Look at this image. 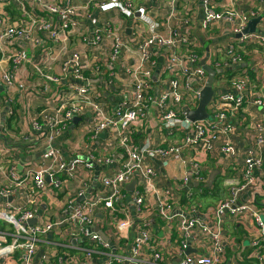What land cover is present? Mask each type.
Instances as JSON below:
<instances>
[{"label":"built area","instance_id":"2783aa9c","mask_svg":"<svg viewBox=\"0 0 264 264\" xmlns=\"http://www.w3.org/2000/svg\"><path fill=\"white\" fill-rule=\"evenodd\" d=\"M8 1L18 5L24 4V0ZM33 1L40 3L48 13L59 17L60 24L54 26L50 21L37 19V16L32 14L28 24H4L0 31L1 43H7L12 38L35 40L38 43V32L42 31H51L50 35L57 38L61 30L68 29L69 26L73 29L78 25L73 21L74 16L80 13L83 17L90 18L89 4L76 6L72 4V0ZM112 1L116 2L122 11L136 17V5L133 0ZM216 2L217 0H201L202 15L198 21L197 0L192 4L189 0H169L168 14L159 28L138 42L118 37L112 20H104L88 31L83 40L90 47L101 46L105 34L112 37L107 53L109 64H113L115 70L111 72L106 83L116 91L130 93L126 99H121L113 106L109 105L105 95L86 77L87 71H84L80 52L74 51L65 57L61 69L66 71L69 67L72 68L78 83L72 89L82 99L67 108H58L48 117L46 131H42L43 126L40 123L33 122L34 128L41 131L38 139L41 138L45 142L40 144L45 148L41 164L35 169L21 173L14 159L7 156L5 149L0 147V264H5L4 260L10 258L17 264H34L40 245L46 244L54 248L56 243L49 234L60 233L61 230L66 232L67 244H77L80 239L102 242L105 248L110 249L106 253L108 259L104 264H161L163 254L155 245L157 231L169 233L174 237L170 238L172 246L176 247L180 255L177 264H240L239 255L243 251H236L231 258L225 256L223 225L226 216L239 218L243 214L254 217L256 222V228H253L249 235L251 252L246 258L252 264H264V213L252 204L240 201L243 191L264 183L263 123L256 124L257 147L246 151L243 164L237 169L238 175L228 181L229 195L215 207L214 221L209 222L206 217H202L201 205L192 200L193 186L197 184L195 186H198L199 193H202L206 185L204 167L196 155L189 154L193 152L195 145L205 144L207 148H211L217 140L223 138V152L231 159L237 157V151L228 136L235 130L234 116L248 101L251 91V82L243 67H240L244 62L241 48L252 44L264 45V14L257 10L244 12L236 6L226 12H218L213 7ZM261 15V27L258 28V23L256 31L244 33L249 21ZM178 21H181L185 29L198 25L205 31L221 21L232 24L233 39L214 48L219 56H214L210 63L216 71L213 81L215 93L207 106L208 117L202 120H191L188 111L197 107L201 89L208 79L199 53H206L203 42L206 37L201 38V44H198L190 38L188 32L179 33L181 26L179 23L177 25ZM201 33L205 35L204 32ZM211 42L206 44L209 43V57ZM152 48L167 52L168 74L161 75V72H157L158 61ZM9 59L12 69L4 70L1 79L7 88L17 83L15 69L22 65L25 53L16 50L9 55ZM99 69L100 64H94L91 68L96 73ZM231 71L236 74L227 77V74H232ZM117 75H127L129 81L117 84ZM155 76L158 78L155 79ZM58 78L60 77L49 76V79L54 81H59ZM228 83L232 88L230 91L223 89L224 84ZM19 86L23 87L22 84ZM250 101L254 106L264 107V94L253 97ZM151 109L158 115L160 128L167 138L160 145H135L134 135L141 129V120L147 118ZM86 112L91 117L87 126L89 133L97 136L108 132L112 136L111 140L124 149L120 167L112 172L109 168L114 161L113 154H78L69 162L63 157L61 150L53 145L55 138L63 134L68 123ZM1 116L0 108V128H5L1 123ZM33 151L39 152L41 148L35 146ZM184 154L188 157H184ZM155 160L163 167H167L174 160L181 162L185 173L178 192L174 193L172 188L166 185L165 179L155 167ZM77 168L85 172L94 171L95 181L99 180L103 170L101 186L105 191H95V194L89 192L85 182L79 185L73 197L67 196L60 216L40 220L37 211L40 203L45 201L46 188L50 185L52 192L59 195L66 193L64 173L74 177ZM134 180L136 182L133 189L126 191V185ZM128 194L137 212L143 214L157 211L158 215L155 221L149 217L144 218L131 237L129 230L135 223L125 203ZM151 195L156 197L155 208L149 203ZM102 202H107L113 210L118 209L125 215L117 222H108V227L123 234L120 250L116 245L105 241L94 228L96 213ZM36 219L37 221L32 223ZM155 223L157 229H154ZM200 245L209 246L212 253H188ZM147 250H150L152 255L150 260L143 256ZM93 252L92 248L85 252L84 263ZM244 255L246 256V252ZM41 264L48 263H45L43 258Z\"/></svg>","mask_w":264,"mask_h":264},{"label":"crops","instance_id":"0c3cea01","mask_svg":"<svg viewBox=\"0 0 264 264\" xmlns=\"http://www.w3.org/2000/svg\"><path fill=\"white\" fill-rule=\"evenodd\" d=\"M195 0H189L192 4ZM136 5V17L130 13L122 11L116 2L112 0H72V4L76 6L89 4L90 18L83 17L80 13L73 17V21L78 24L73 29L69 26L68 29L61 30L58 37L51 36L48 31L38 32L40 41L24 40L12 38L7 43L0 42V108L2 111L1 123L5 128H0V147L5 149L7 156L14 159L19 171L25 172L30 169H35L41 164V158L45 151L44 140L38 139L41 131L34 128L33 122L37 121L43 128L42 131L48 129L47 119L54 114L58 108L63 106L67 108L72 104L79 102L82 99L73 91L72 87L78 85L77 79L71 67L66 71H62L61 63L65 57L74 51H79L81 60L84 64L86 77L89 78L94 86L101 94H104L109 105L117 104L121 99H126L129 92H119L109 87L106 80L110 77L111 72L115 70L113 64H109L107 47L112 41L109 34H105L101 46L90 47L84 40L85 35L94 26L101 24L104 20H112L115 27V32L118 37L129 40L130 42H138L143 37L155 32L161 25V22L166 18L169 11V0H133ZM233 6H236L241 11L257 10L264 14V0H217L213 7L218 12H226ZM202 4L201 0H197L196 18L199 21L202 13H200ZM32 14L37 16V19L50 21L52 25L60 24L61 19L48 13L40 5L33 0H24L23 5L15 4L8 0H0V31L4 24H28ZM180 24L179 33H187L193 41L201 44L200 39L206 37L203 41L205 46L207 42H211V54L207 63L210 65L212 58L217 56L215 46L225 44L233 39L232 24L228 22H219L210 30H201L200 27L192 26L185 29ZM261 23L258 24V28ZM37 30V27L35 26ZM185 29V30H184ZM201 32H204L202 34ZM216 40V41H215ZM241 47V44L238 45ZM16 50L25 53V60L22 65L15 69L17 83L10 87H6L2 79L4 70L12 69V62L9 59ZM154 56L158 61L157 72L161 75L168 74L167 52L165 50H156L152 48ZM200 50V49H199ZM244 54L243 70L248 76L250 92L248 101L244 103L243 108L234 116L235 130L228 136L230 143L237 151L236 159H231L223 152L225 139L217 140L213 147L207 148L205 144H198L193 147L191 156H197L204 167L207 181L211 174L214 173V180L210 191L199 193L198 186L195 184L192 188L194 193L193 199L201 205V216L206 217L209 222L214 221V209L217 204L228 197L229 184L228 181L238 175L237 169H240L243 164V158L249 148L257 147V123L264 124V107L254 106L250 99L253 97L262 96L264 94V45L252 44L241 48ZM202 58L206 53L199 52ZM100 59L102 61H100ZM202 60V59H201ZM125 64L127 61L124 60ZM94 64H100V69L96 73L91 68ZM237 70V68H232ZM227 74L231 77L236 74ZM49 76H59V81L49 79ZM117 84H125L129 81L127 75H117ZM158 77L156 76V79ZM227 83V80L224 81ZM22 84L23 87L19 86ZM230 83L224 84L223 89L230 91L232 88ZM76 118V120H75ZM72 122L68 123L66 129L61 136H57L53 142L54 147L59 148L63 157L71 162L78 154H88L90 152H102L104 154H113L114 161L110 166L109 171L112 172L120 167L124 149L111 140V134L102 132L97 136L87 131V126L91 121L89 113L76 116ZM139 132L134 135V144L143 145H160L166 138V134L160 128L158 115L154 109L149 110L147 118L141 120ZM179 136L181 134H178ZM179 138V137H178ZM166 145V144H164ZM41 148V151H33L34 147ZM184 157L188 155L184 154ZM158 173L166 181V185L172 188L176 193L180 189L182 183L181 178L184 177V167L181 162L174 160L167 167H163L159 161H154ZM103 170L99 175V180L95 181L94 171L85 172L81 168L75 169L74 177L64 173V189L66 193L56 194L52 192L49 185L44 191L45 201L40 203L37 211V217L40 220L48 218H56L61 215L63 203L67 196L73 197L77 193L79 185L87 183L89 192L105 191L101 186ZM129 184L126 185V191ZM186 199V196H185ZM188 199H186L187 201ZM156 197L151 195L149 203L151 207L155 205ZM240 201L250 203L255 208L264 213V183L257 185L256 188H250L248 191H243L240 196ZM126 206L130 217L134 220V227L129 230V236L137 231L139 223L144 218H151L153 221L157 219V211L148 213H139L130 198V194L126 197ZM125 216L121 211L113 210L107 202H102L96 213L94 228L98 226L110 238L112 244L120 250L123 244V234L117 232L115 228L108 227V222H117L121 217ZM255 219L247 214H243L239 218L225 217L223 242L226 245L227 258H231L236 251H243L239 255L240 264H252L246 257L250 254L249 235L255 227ZM154 229H157L155 223ZM66 232H52L50 238L55 241V247L51 248L46 244L40 245V250L34 258V264H41L43 258L48 264H104L106 262V253L108 250L103 246L102 242H95L91 239H80L77 244L66 243ZM155 245L163 254L161 264H177L180 255L177 253L176 247L172 246L171 240L174 237L169 233L157 231ZM172 236V237H171ZM171 237V238H170ZM113 247V246H112ZM92 248L94 250L90 258L86 260L85 252ZM196 254L212 253L209 246L200 245L193 250ZM118 252V251H117ZM246 252V256L244 253ZM148 260L152 255L150 250L143 254ZM5 264H17L15 260H4Z\"/></svg>","mask_w":264,"mask_h":264},{"label":"water","instance_id":"95a60500","mask_svg":"<svg viewBox=\"0 0 264 264\" xmlns=\"http://www.w3.org/2000/svg\"><path fill=\"white\" fill-rule=\"evenodd\" d=\"M262 18H263V16L261 15L258 18H253L252 20H250L248 23V26L244 30V33H250V32L256 31L257 24L260 23ZM209 43H208V45L205 46L206 55L201 60V65L204 67V69L208 73V79H207L206 85L201 89L200 99H199L197 107L195 109L188 111V117L191 120H202V119H205L208 117L207 106L210 103V101H211V99L215 93V91L213 89V81H214V77L216 75V71L207 63V60L209 57V52H210ZM155 79H156V76H155ZM75 120H76V118H75ZM214 176L215 175L213 173L209 177V180L207 181L208 186L212 185L213 180H214ZM135 182L136 181L134 180L131 183H129L128 188L133 189ZM10 200H11V198H10ZM36 221H37V219L33 220L32 223H35ZM95 230L101 235V237L105 241L112 244L110 238L100 229L99 226ZM191 251L192 250H189L188 253H190Z\"/></svg>","mask_w":264,"mask_h":264},{"label":"trees","instance_id":"16d2710c","mask_svg":"<svg viewBox=\"0 0 264 264\" xmlns=\"http://www.w3.org/2000/svg\"><path fill=\"white\" fill-rule=\"evenodd\" d=\"M229 72H230V71H228V73H229ZM210 189H211V188H210L209 186H206V187L204 188V192H205V191L208 192V191H210ZM211 190H212V189H211ZM204 192H203V193H204Z\"/></svg>","mask_w":264,"mask_h":264}]
</instances>
